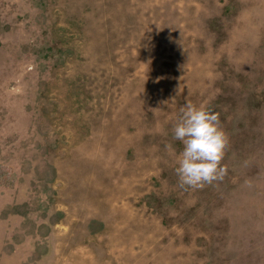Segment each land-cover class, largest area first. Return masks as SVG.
I'll return each instance as SVG.
<instances>
[{
	"label": "rangeland",
	"instance_id": "374dc122",
	"mask_svg": "<svg viewBox=\"0 0 264 264\" xmlns=\"http://www.w3.org/2000/svg\"><path fill=\"white\" fill-rule=\"evenodd\" d=\"M189 101L229 140L201 187ZM0 264H264V0H0Z\"/></svg>",
	"mask_w": 264,
	"mask_h": 264
},
{
	"label": "clouds",
	"instance_id": "9594fccd",
	"mask_svg": "<svg viewBox=\"0 0 264 264\" xmlns=\"http://www.w3.org/2000/svg\"><path fill=\"white\" fill-rule=\"evenodd\" d=\"M173 136L184 145L175 169L182 187H201L223 178L227 169L221 161L229 140L218 112L187 102L181 108Z\"/></svg>",
	"mask_w": 264,
	"mask_h": 264
}]
</instances>
